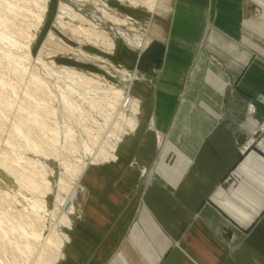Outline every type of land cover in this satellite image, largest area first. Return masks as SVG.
Masks as SVG:
<instances>
[{"label": "crops", "instance_id": "obj_1", "mask_svg": "<svg viewBox=\"0 0 264 264\" xmlns=\"http://www.w3.org/2000/svg\"><path fill=\"white\" fill-rule=\"evenodd\" d=\"M173 26L137 65L135 129L83 170L56 264H264V155L243 150L264 121V0H177Z\"/></svg>", "mask_w": 264, "mask_h": 264}, {"label": "rangeland", "instance_id": "obj_2", "mask_svg": "<svg viewBox=\"0 0 264 264\" xmlns=\"http://www.w3.org/2000/svg\"><path fill=\"white\" fill-rule=\"evenodd\" d=\"M176 7L177 0H0V264H29L51 231L60 234L62 253L81 184L69 226L52 211L66 196L73 165L117 157V146L137 125L141 100L130 90L140 102L130 124L131 109L115 103L111 88H125V73L135 72L132 84L153 82L136 68L151 45L173 46ZM27 178L37 185L24 197L19 184ZM9 218L38 230L32 254Z\"/></svg>", "mask_w": 264, "mask_h": 264}, {"label": "bare ground", "instance_id": "obj_3", "mask_svg": "<svg viewBox=\"0 0 264 264\" xmlns=\"http://www.w3.org/2000/svg\"><path fill=\"white\" fill-rule=\"evenodd\" d=\"M143 46H144V43L138 44V47L143 48ZM135 76H136L135 72L134 73H127V74L125 73L124 74L125 88L124 87L121 89L111 88L113 90V97H114V98L112 97V99H114L115 103H117L119 105V101H120V103L122 104V108H126V109L128 108V110H129V108L131 109V112H130V116H131L130 118L131 119L129 118L128 119L129 121L127 120L130 124H131V122L133 123L134 119L132 118V116L137 113V111H138L137 107L140 104L137 99L133 100V98L130 96V88H131V84H132V81L134 80ZM119 110H120V108H119ZM102 152H103V150H102ZM102 152L100 151V153H102ZM110 156L112 157L111 159L115 158L114 155H110ZM102 157H103V159L109 158L106 156L105 157L102 156ZM95 158H96V154H95V151H93V153H90V162L95 160ZM65 162H62V164L63 163L65 164ZM71 167H72V165H70V168ZM84 169H85L84 166L73 165V170H74V173L72 175L73 178L71 179V181H69V183L65 187L66 196L61 197L58 200L57 206L54 208V209H56V212H54V210L52 211L53 214H56L58 216V218L60 219V221L63 224H65V226L70 225L69 214L74 209L73 197L75 195V188L79 184V181H80V178H81V175H82ZM36 185H37V183L33 179H30V178L25 179L24 185L19 184L21 194L24 197H27V194L29 193V191L31 189L36 188ZM32 207H34V208L38 207L36 200L32 203ZM42 211L44 212L45 209H42ZM13 218H14V216H13ZM1 220L2 219L0 218V221ZM9 222H10V224H9L10 230H18L26 238V239L22 238L24 240V241H22V243L25 244V249L28 251V253L32 254L34 248H36L39 244V243H37V240H39L41 238V235L38 233V230H36L34 228H30L31 229L30 231L26 230L20 224L13 222L12 218H9ZM61 245H62V238H61L60 234H57L56 232L51 231L50 234L45 238L44 244H41L38 247L39 249L43 248V253H41V254L36 253L34 258L33 259L31 258L29 260V262H30L29 264H54V261H55L54 259H56L57 257L60 258L62 255V253L60 252ZM15 246L17 247V245L14 243V248H15ZM48 259H50V260H48ZM47 261H52V262L50 263Z\"/></svg>", "mask_w": 264, "mask_h": 264}, {"label": "built area", "instance_id": "obj_4", "mask_svg": "<svg viewBox=\"0 0 264 264\" xmlns=\"http://www.w3.org/2000/svg\"><path fill=\"white\" fill-rule=\"evenodd\" d=\"M258 127L252 138L243 145V150L254 149L264 155V121Z\"/></svg>", "mask_w": 264, "mask_h": 264}]
</instances>
